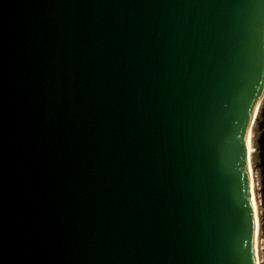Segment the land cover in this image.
<instances>
[{
  "label": "water",
  "instance_id": "95a60500",
  "mask_svg": "<svg viewBox=\"0 0 264 264\" xmlns=\"http://www.w3.org/2000/svg\"><path fill=\"white\" fill-rule=\"evenodd\" d=\"M263 99L264 0H0V264H257Z\"/></svg>",
  "mask_w": 264,
  "mask_h": 264
},
{
  "label": "trees",
  "instance_id": "16d2710c",
  "mask_svg": "<svg viewBox=\"0 0 264 264\" xmlns=\"http://www.w3.org/2000/svg\"><path fill=\"white\" fill-rule=\"evenodd\" d=\"M253 134L255 151L252 154V165L253 170L257 174L258 182L257 194L259 196V234L263 243L261 264H264V99L253 125Z\"/></svg>",
  "mask_w": 264,
  "mask_h": 264
},
{
  "label": "bare ground",
  "instance_id": "6f19581e",
  "mask_svg": "<svg viewBox=\"0 0 264 264\" xmlns=\"http://www.w3.org/2000/svg\"><path fill=\"white\" fill-rule=\"evenodd\" d=\"M248 150H249V154L251 153V139H250V135L248 137ZM248 171H249V176H250V185H251V191H252V202H253V206H254V211H255V216H256V220H257V232H256V252H257V264H261L262 260V249H263V243L260 239V234H259V206L258 203L256 201V196H255V178L252 172V168L251 165H249L248 167Z\"/></svg>",
  "mask_w": 264,
  "mask_h": 264
},
{
  "label": "rangeland",
  "instance_id": "374dc122",
  "mask_svg": "<svg viewBox=\"0 0 264 264\" xmlns=\"http://www.w3.org/2000/svg\"><path fill=\"white\" fill-rule=\"evenodd\" d=\"M250 139H251V153H250V165H251V168H252V172H253V175H254V178H255V196H256V201L258 203V206H259V200H258V194H257V190H258V182H257V174L256 172L253 170V165H252V154L254 153L255 151V148H254V143H253V139H254V134H253V127H252V130L250 132ZM261 239V238H260ZM263 254V253H262ZM261 260H262V257H261Z\"/></svg>",
  "mask_w": 264,
  "mask_h": 264
}]
</instances>
